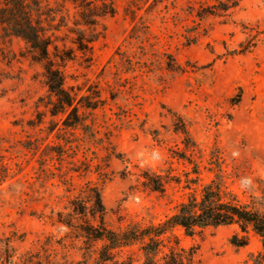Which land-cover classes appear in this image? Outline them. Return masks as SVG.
Here are the masks:
<instances>
[{
    "label": "rangeland",
    "instance_id": "obj_1",
    "mask_svg": "<svg viewBox=\"0 0 264 264\" xmlns=\"http://www.w3.org/2000/svg\"><path fill=\"white\" fill-rule=\"evenodd\" d=\"M79 1L43 0L56 44L74 50L60 62L75 126L51 114L44 67L0 25V264L7 249L15 262L48 235L65 237L70 228L53 218L74 213L72 201L92 187L118 228L165 219L216 173L243 198L264 181V0H107L116 13L92 27L77 24ZM237 230L177 232L206 264H252L263 243L252 233L237 247ZM13 232L25 239L8 244ZM65 239L55 259L83 260V238ZM132 254L136 264L144 257Z\"/></svg>",
    "mask_w": 264,
    "mask_h": 264
},
{
    "label": "trees",
    "instance_id": "obj_2",
    "mask_svg": "<svg viewBox=\"0 0 264 264\" xmlns=\"http://www.w3.org/2000/svg\"><path fill=\"white\" fill-rule=\"evenodd\" d=\"M102 1V5L98 6L93 1H79L77 24L92 27L99 17L116 13L112 1ZM51 15L52 10L43 0H0V25L4 35L10 39L22 38L26 43L22 57L44 67L48 91L56 97L50 107L51 114L67 115L64 124L75 126L80 118L79 108L76 97L66 84L65 71L60 62V59L63 62L72 59L74 50L70 47L61 49L56 44ZM94 34L87 39L89 42L96 40ZM85 35V30L81 29L77 39L81 49ZM220 163L219 160L216 164L221 166ZM196 170L199 174L198 166ZM222 178L223 174L216 173L214 178L204 183L200 196L193 192L179 204L174 213L159 222L132 221L118 228L107 224L106 207L100 190L92 187L88 195L72 201L74 213L59 212V217L53 218L55 223L70 228L66 238H83V260H56L57 255L53 254L55 243L63 247L68 243L65 237L58 239L53 234L48 235L39 247L23 252L15 262L12 261L14 254L9 249L3 257L9 264H136L132 253L138 247L144 255L139 264H159L161 257L162 264H206L199 247L185 246L177 229H183L186 235L194 236L207 228L236 225L238 230L231 236V243L237 247H246L251 242L252 233L255 234L261 239L263 248L251 252L250 260L252 264H264V181L253 192L245 191L247 197L243 198L234 189L221 183ZM76 217L82 221H75ZM24 239V235L18 232L7 237L8 244Z\"/></svg>",
    "mask_w": 264,
    "mask_h": 264
}]
</instances>
